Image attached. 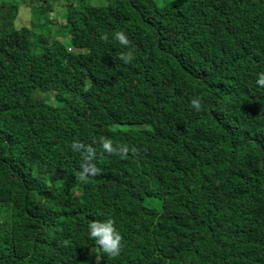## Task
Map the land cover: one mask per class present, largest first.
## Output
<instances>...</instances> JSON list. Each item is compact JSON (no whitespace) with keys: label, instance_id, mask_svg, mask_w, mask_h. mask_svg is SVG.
<instances>
[{"label":"trees","instance_id":"16d2710c","mask_svg":"<svg viewBox=\"0 0 264 264\" xmlns=\"http://www.w3.org/2000/svg\"><path fill=\"white\" fill-rule=\"evenodd\" d=\"M0 264H264V0H0Z\"/></svg>","mask_w":264,"mask_h":264}]
</instances>
